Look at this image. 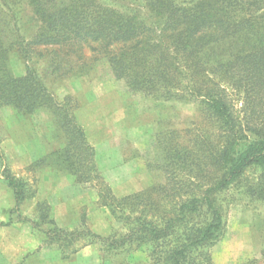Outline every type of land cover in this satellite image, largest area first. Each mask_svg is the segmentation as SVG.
Here are the masks:
<instances>
[{"label": "trees", "instance_id": "1", "mask_svg": "<svg viewBox=\"0 0 264 264\" xmlns=\"http://www.w3.org/2000/svg\"><path fill=\"white\" fill-rule=\"evenodd\" d=\"M124 1L0 0V109L47 110L64 142L33 164L101 184L98 203L121 229L97 233L85 216L65 229L47 200L23 220L64 258L97 243L102 264L139 250L150 264H215L210 249L227 232L231 191L264 204V0ZM100 60L129 92L197 111L190 125L155 134L147 168L158 179L123 196L99 173L72 97L58 99L47 80L95 70ZM1 175L21 218V204L37 189L10 168Z\"/></svg>", "mask_w": 264, "mask_h": 264}, {"label": "rangeland", "instance_id": "2", "mask_svg": "<svg viewBox=\"0 0 264 264\" xmlns=\"http://www.w3.org/2000/svg\"><path fill=\"white\" fill-rule=\"evenodd\" d=\"M104 1L114 5L127 4L124 0ZM11 65L17 73L24 71L23 61L15 54L11 56ZM95 67V70L81 75H52L47 80L58 99L72 97L76 120L95 148V164L99 173L114 194L123 196L158 179L147 168L148 161L155 154V134L159 130L190 125L197 111L194 104L156 101L140 93L129 92L122 81L113 78L103 60L98 61ZM63 142L47 110L24 116L10 106L0 109V174L5 167L10 168L37 190L40 182L50 176L55 182L48 178L47 186H59L60 178L66 180L69 176L58 174L48 162L38 167L33 163L49 155ZM100 186L96 181L78 184L72 178V184L66 191L95 193L98 198ZM231 193L234 200L228 212L227 232L210 249L213 261L215 264H264V204L251 200L241 188L235 187ZM87 208L82 207L78 224H82L85 216L86 225L91 228ZM100 208L108 213L104 224L109 225L110 231L121 229V224L110 212L105 207ZM20 213L23 215L22 211ZM27 216L34 219L36 215L31 213ZM23 219L20 221L24 222ZM122 262L150 264L143 250L120 255L116 264Z\"/></svg>", "mask_w": 264, "mask_h": 264}, {"label": "crops", "instance_id": "3", "mask_svg": "<svg viewBox=\"0 0 264 264\" xmlns=\"http://www.w3.org/2000/svg\"><path fill=\"white\" fill-rule=\"evenodd\" d=\"M48 178L55 182L51 176ZM47 179L40 182L34 198L21 204V218L31 213L35 215L36 203L47 200L51 204L52 216L56 222L65 229H71L79 226L82 207L87 206L91 228L103 235L111 232L109 225L104 224L108 213L100 208L95 193L75 194L74 190L66 191L72 184V177H66V180L60 178L59 186L55 187H48ZM14 207L13 191L0 174V264H102L97 243L83 245L70 257L64 258L56 245L45 243L46 234L43 230L34 228L28 221H20L19 213L12 212Z\"/></svg>", "mask_w": 264, "mask_h": 264}]
</instances>
